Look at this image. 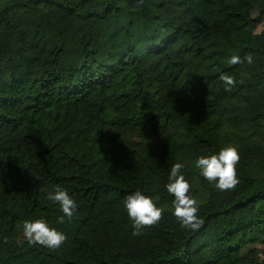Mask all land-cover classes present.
Listing matches in <instances>:
<instances>
[{"label":"trees","instance_id":"16d2710c","mask_svg":"<svg viewBox=\"0 0 264 264\" xmlns=\"http://www.w3.org/2000/svg\"><path fill=\"white\" fill-rule=\"evenodd\" d=\"M229 144L222 191L195 160ZM178 161L195 229L165 187ZM136 189L163 209L140 235ZM40 217L59 248L24 237ZM0 264H264V0H0Z\"/></svg>","mask_w":264,"mask_h":264},{"label":"clouds","instance_id":"9594fccd","mask_svg":"<svg viewBox=\"0 0 264 264\" xmlns=\"http://www.w3.org/2000/svg\"><path fill=\"white\" fill-rule=\"evenodd\" d=\"M238 56H232L230 62L239 61ZM251 63L252 57H247ZM225 87L230 88L235 80L230 76H222ZM240 156L235 145H226L219 152L209 155H201L195 160V166L209 181L215 182V187L226 190L235 187L238 183L236 164ZM184 167L182 162H176L171 166L168 182L165 187L174 196V215L182 226L193 229L199 226L197 217L198 204L190 193V183L180 171ZM47 199L59 205L62 215L58 222L63 223L65 218L71 220L78 210V202L66 188L55 187L47 193ZM124 207L132 223L133 235H140L145 226L159 222L163 209L159 207L153 198L140 189H136L124 198ZM23 234L30 244H41L49 248H59L67 239V234L60 229L51 226L43 218L26 219L23 222Z\"/></svg>","mask_w":264,"mask_h":264}]
</instances>
